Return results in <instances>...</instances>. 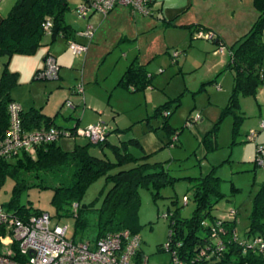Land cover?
<instances>
[{
  "label": "rangeland",
  "instance_id": "1",
  "mask_svg": "<svg viewBox=\"0 0 264 264\" xmlns=\"http://www.w3.org/2000/svg\"><path fill=\"white\" fill-rule=\"evenodd\" d=\"M66 1L69 8L65 20L75 28L76 41L86 45V51L74 55L68 41L57 36L51 43L49 31H46L42 44L34 53L1 55L0 73L7 58L9 69L18 72V82L11 93L23 96L21 102L25 109L31 105L39 109L45 103L50 108L60 105L52 116L57 126L69 128L67 126L74 124L75 117L80 118L77 128L97 123L104 125L110 143L120 145L125 141L128 151L138 158L126 162L123 168L137 161L164 163L168 173L176 179L162 186L159 196H153L149 185L138 188L139 249L147 257L148 264H172L171 253L159 248L168 239L170 216L176 209L181 217L192 215L195 208L193 185L213 167L220 178L219 190L225 195L215 204L212 214L225 218L234 210L236 233L244 238L253 196L264 181V166L255 163L256 144L264 142V127H260L264 122V76L256 95L239 96L236 111L241 112L243 118L234 133L233 114L219 119L233 87L231 71H221L229 55L225 44L219 46L212 42L206 31L190 33L181 27L164 28L154 17L140 11L130 10L131 18L125 19L121 16L127 15V11L118 9L106 14L94 11L87 19H81L77 13L81 0ZM243 3L246 5L243 14L254 10L252 0H243ZM228 17H223L224 22L215 30L230 46L232 32L240 27V22ZM87 25L94 32L92 39L83 34ZM54 52L59 53L58 60L63 56L65 61L59 67L60 77L36 76L38 68L43 66V56L47 53L57 56ZM134 57L146 64L153 74L152 84L139 91H130L117 84ZM215 78L217 81L209 83ZM73 87L81 88L78 95H71ZM68 101L72 106L67 105ZM165 102L172 110L168 121L175 131L170 144H167L168 135L162 127V116L155 115L156 107ZM217 121L216 135L211 137L209 130ZM253 130L256 131L254 138L248 139L247 134ZM132 138L139 144L129 142ZM58 141L63 149L70 150L75 144L90 140L74 133L62 135ZM30 151L33 153L34 149ZM90 153L116 159L109 145L104 146L103 151L92 146ZM30 182L36 183L38 178ZM44 182L53 185L54 179L46 176ZM104 184V176L94 180L86 189L81 204L100 206L103 195H99V191ZM13 187L14 180L9 175L0 182V204L9 211H13L9 207ZM232 187L236 190L232 191ZM52 195L51 188L32 185L19 192L17 205L47 212L50 226H66V237L78 240L74 237V217L57 215ZM85 234L94 235L92 225L87 227Z\"/></svg>",
  "mask_w": 264,
  "mask_h": 264
},
{
  "label": "trees",
  "instance_id": "2",
  "mask_svg": "<svg viewBox=\"0 0 264 264\" xmlns=\"http://www.w3.org/2000/svg\"><path fill=\"white\" fill-rule=\"evenodd\" d=\"M150 1L145 3L150 8L149 14ZM252 4L257 16L249 30L229 46L228 60L222 69L232 71L233 87L225 106L221 109L219 119L233 114L234 133L243 118L241 112L236 111L239 107V96L256 95L264 76V0H252ZM68 8L66 0H16L8 14L0 21V56L34 53L42 44L47 21L51 22V42L57 36L66 41H76L75 28L65 20ZM166 24L175 23L168 20ZM200 30L203 28L195 27L194 32ZM209 33L211 41L224 46L220 38ZM42 67L36 71V76H39ZM152 78L153 74L135 58L122 73L118 85L130 91H139L150 86ZM17 82L18 72L9 69L7 58L0 73V138L9 126L8 105L15 101L11 90ZM213 82L215 79L209 81ZM74 92L77 93L76 90ZM169 107L168 102H165L155 109V115L162 116V127L169 139L167 144H170V137L175 132L168 121L172 113ZM20 117L22 127L26 131L56 127L68 130V135L75 133L80 119L75 117L72 126L63 128L55 124L54 117L45 116L40 109L34 107L26 110L22 108ZM218 121L209 130L211 137L216 135ZM58 140L59 137L32 147L33 153L28 149L0 158V182L6 175L13 178L14 187L9 207L21 217L42 212L17 205L18 194L23 188L32 185L51 188V201L57 215L74 217V237L78 240L95 241L110 232L122 229L138 234V188L149 185L153 196L157 197L162 186L176 179L168 173L163 162L137 161L129 168H123L126 162L136 161L138 158L128 151L125 141L120 145L110 143L108 134L102 141L90 140L85 144H75L70 150L63 149ZM129 142L139 144L133 138L129 139ZM107 145L115 152V160L105 154L96 156L90 153L92 146H98L103 151V147ZM115 169L117 170L113 172ZM214 172L215 167L205 176L197 178L198 181L193 185L192 198L195 208L190 217L179 216L177 209L172 212L166 241L168 247H165V243L159 248L170 253L174 250L181 260L201 261L203 264H264V255L252 246L256 238L264 239V181L253 196L244 238H239L236 233V212L233 216L225 218L212 214L215 204L225 195L219 190L220 178ZM46 176L54 179L53 185L44 182ZM100 176L105 178L104 187L99 191V195H103L100 206L95 207L93 203L81 204L88 186ZM32 178H38V182H30ZM231 190L235 191L236 188L232 187ZM89 225H92L94 231L92 236L85 234ZM138 254L141 255V251Z\"/></svg>",
  "mask_w": 264,
  "mask_h": 264
},
{
  "label": "built area",
  "instance_id": "3",
  "mask_svg": "<svg viewBox=\"0 0 264 264\" xmlns=\"http://www.w3.org/2000/svg\"><path fill=\"white\" fill-rule=\"evenodd\" d=\"M146 1L81 0L77 13L79 18L86 19L94 11L106 14L115 7L125 6L131 11L149 15L150 8L146 6ZM44 28L50 32L51 22L47 21ZM83 34L92 39V27L87 25ZM68 46L74 55H82L86 51V45L74 40H69ZM58 70L55 57L47 54L38 75L41 78H57ZM75 90L78 93L81 88L77 87ZM67 105L72 106L70 101ZM21 109V105L15 101L8 105L10 121L4 136L0 138V158L69 134L68 130L56 127L26 131L22 127ZM260 127H264L263 121ZM75 133L97 142L105 138L107 129L97 123L87 128H77ZM254 136V130L247 134L248 139H253ZM255 158L257 165L264 166V143L256 144ZM234 213L232 210L229 215L233 216ZM163 217H167V214H163ZM65 231L66 226H50V216L47 212L21 217L0 204V264H148L147 257L138 254L141 241L139 235L128 229L110 232L95 241H75L66 237ZM217 243L220 244L219 241ZM252 246L264 255V239L256 238ZM165 247H168V243ZM171 255L172 264H203L201 261L181 260L174 250Z\"/></svg>",
  "mask_w": 264,
  "mask_h": 264
},
{
  "label": "crops",
  "instance_id": "4",
  "mask_svg": "<svg viewBox=\"0 0 264 264\" xmlns=\"http://www.w3.org/2000/svg\"><path fill=\"white\" fill-rule=\"evenodd\" d=\"M14 1H16V0H0V21L3 17H5L8 14L11 7L13 6L12 4L14 3ZM150 7H151V14H149V15H151L158 22H160L161 26H163L164 28H166V27H181L184 29H188L189 32L192 33L195 31V27H199V28L201 27V28H203V30H200V31H202V32L206 31L207 33H209V32L213 33L214 36L216 38H220L228 48H229V45H227V43L224 41V39L220 35H218L216 30H215V29L219 28V27H217V25L219 23H223L224 19H228L229 18L228 15L232 16L233 19L237 18V21L240 22V25H238L240 27L235 28L232 32L233 43H234L237 39H239L242 35H244L249 30L251 24L253 23V21L255 20V18L257 16L255 9L253 11L248 10L247 12H245V14H243L244 13V7H246V5L243 3V0H151L150 1ZM118 9H119V11L121 10L120 12H126L127 11V15L123 13L121 16L124 19L127 18V16H129V17L131 16L130 9L128 10V9H125L124 7H121V6L115 7L111 12H113L114 10H118ZM6 11H8V12H6ZM223 17H224V19H223ZM168 20H173V22L175 24H173V25L166 24V22ZM186 25H189V26H186ZM262 38L264 41V31L262 34ZM54 53L57 54V56H54V55L53 56L55 57L56 62L59 65V67H61V64L64 61V57L61 56L58 60L59 53H57V52H54ZM47 54H50V53H47ZM46 55H44L42 58L43 64H44V58ZM135 58L137 59V57H134L133 59H135ZM133 59H131L130 62ZM227 60H228V58H227ZM227 60H226V62H227ZM128 64H127V66H128ZM144 65L146 67V64H144ZM16 72H17V70H16ZM231 73H232V71H231ZM59 77H60V74H59ZM232 77H233V73H232ZM215 81H217L216 78H215ZM152 82H153V78H152ZM74 89L75 88L73 87V89L71 90V95H78L77 93L74 92L75 91ZM12 97L16 102H18L22 106L23 109L26 108V107H24V105L21 102V101H23L22 99H24L23 96H20V95L18 96L17 94H15V95L12 94ZM73 99H75V98H73ZM62 103L63 102L61 101L60 104H62ZM77 103H78V101H77ZM34 106L31 105L29 108L34 107ZM59 106H56L54 108H50L47 106V103H45V104H41L39 109H40L41 113H43L44 115L52 117L57 113V111H58L57 109L59 108ZM35 107L38 108L37 106H35ZM77 125H78V123H77ZM255 133H256V131H255ZM261 143H264V142H261Z\"/></svg>",
  "mask_w": 264,
  "mask_h": 264
}]
</instances>
